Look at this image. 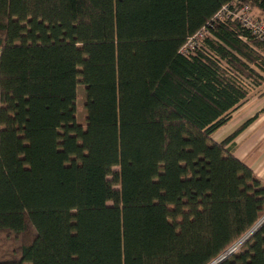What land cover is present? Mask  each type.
<instances>
[{"label": "trees", "instance_id": "trees-1", "mask_svg": "<svg viewBox=\"0 0 264 264\" xmlns=\"http://www.w3.org/2000/svg\"><path fill=\"white\" fill-rule=\"evenodd\" d=\"M243 3L264 21V0H0V264H210L260 221L232 143L251 119L212 139L264 83V41L215 17ZM215 264H264V221Z\"/></svg>", "mask_w": 264, "mask_h": 264}, {"label": "crops", "instance_id": "crops-1", "mask_svg": "<svg viewBox=\"0 0 264 264\" xmlns=\"http://www.w3.org/2000/svg\"><path fill=\"white\" fill-rule=\"evenodd\" d=\"M263 86L264 83L261 86L250 88L246 99L231 113L228 122L213 134L212 139L223 140L243 122L251 119V122L233 139V154L264 182Z\"/></svg>", "mask_w": 264, "mask_h": 264}, {"label": "built area", "instance_id": "built-area-1", "mask_svg": "<svg viewBox=\"0 0 264 264\" xmlns=\"http://www.w3.org/2000/svg\"><path fill=\"white\" fill-rule=\"evenodd\" d=\"M225 15L226 17L236 18L240 24L251 31V33L259 40L264 41V21L257 20L253 17L249 5L247 3H243L240 5H224L220 11L215 15V17H221ZM205 26L200 28L194 35L188 38V40L181 46L180 52L182 54H188L192 51L196 45V43L203 37L205 34ZM260 222H258L248 233H246L241 239H239L236 243H234L230 248H228L222 255H220L217 259L211 262L210 264H215L217 261L229 256L233 252H235L243 241L249 236L252 230L258 226Z\"/></svg>", "mask_w": 264, "mask_h": 264}, {"label": "rangeland", "instance_id": "rangeland-1", "mask_svg": "<svg viewBox=\"0 0 264 264\" xmlns=\"http://www.w3.org/2000/svg\"><path fill=\"white\" fill-rule=\"evenodd\" d=\"M259 50H260L261 55L264 57V45H262V47L259 48ZM78 79L80 80V77H78ZM84 101H85L84 86L81 82H78L76 86V100H75L76 113L75 114H76V120L83 127H85L86 125Z\"/></svg>", "mask_w": 264, "mask_h": 264}, {"label": "water", "instance_id": "water-1", "mask_svg": "<svg viewBox=\"0 0 264 264\" xmlns=\"http://www.w3.org/2000/svg\"><path fill=\"white\" fill-rule=\"evenodd\" d=\"M263 221H264V215H263V217L260 219L259 222L261 223V222H263ZM212 263H213V262H212Z\"/></svg>", "mask_w": 264, "mask_h": 264}]
</instances>
